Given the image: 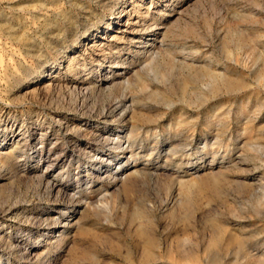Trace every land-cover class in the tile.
Returning <instances> with one entry per match:
<instances>
[{
	"label": "rangeland",
	"instance_id": "obj_1",
	"mask_svg": "<svg viewBox=\"0 0 264 264\" xmlns=\"http://www.w3.org/2000/svg\"><path fill=\"white\" fill-rule=\"evenodd\" d=\"M0 264H264V0H0Z\"/></svg>",
	"mask_w": 264,
	"mask_h": 264
},
{
	"label": "bare ground",
	"instance_id": "obj_2",
	"mask_svg": "<svg viewBox=\"0 0 264 264\" xmlns=\"http://www.w3.org/2000/svg\"><path fill=\"white\" fill-rule=\"evenodd\" d=\"M152 58V57H151ZM153 59V58H152ZM115 108H118L119 106H120V104H119V102H116L115 104ZM127 108V107H126ZM124 110H125V108H124ZM124 110H122V112L124 113L125 111ZM133 128H131V130H132ZM133 131V130H132ZM136 130H134L133 132H135ZM130 134V131L128 132V135ZM133 136V135H132ZM126 143L127 144H129V141H128V139L126 140ZM130 145V144H129ZM130 147H132V145L130 146ZM120 166V165H119ZM119 169V168H118Z\"/></svg>",
	"mask_w": 264,
	"mask_h": 264
}]
</instances>
